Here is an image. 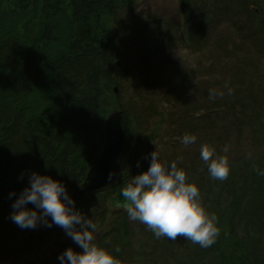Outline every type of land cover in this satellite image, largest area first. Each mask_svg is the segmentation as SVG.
I'll return each mask as SVG.
<instances>
[{
  "label": "trees",
  "instance_id": "trees-1",
  "mask_svg": "<svg viewBox=\"0 0 264 264\" xmlns=\"http://www.w3.org/2000/svg\"><path fill=\"white\" fill-rule=\"evenodd\" d=\"M134 2L0 0V264L23 256L24 264H60L67 248L82 251L62 238L59 226L31 232L11 220V205L32 171L66 185L76 209L98 220L95 242L122 264H264V176L254 171L264 169V0H181L179 26L165 23L167 29L134 19ZM131 15L126 24H141L145 32L121 35ZM126 40V51L118 52ZM183 41L191 55L171 61ZM116 57L132 70L117 69ZM112 83L126 87L123 97ZM210 89L225 95L212 101ZM165 105L169 129L140 121L150 113L156 119ZM119 108L126 141L111 187L80 194L102 151L106 119ZM185 133L197 142L182 145ZM165 135L171 143L159 147ZM202 143L227 155V180L209 176ZM155 150L162 163L186 171L207 211L217 215L220 234L211 247L182 236L156 239L124 211L108 209L107 196L146 171Z\"/></svg>",
  "mask_w": 264,
  "mask_h": 264
},
{
  "label": "clouds",
  "instance_id": "clouds-1",
  "mask_svg": "<svg viewBox=\"0 0 264 264\" xmlns=\"http://www.w3.org/2000/svg\"><path fill=\"white\" fill-rule=\"evenodd\" d=\"M224 88L228 95L233 94L229 82H225ZM224 95V91L209 90L212 101ZM180 140L187 147L197 142V136L185 133ZM228 151L225 145L222 152ZM200 159L213 180L228 179L230 165L227 155L218 154L213 146L202 143ZM150 161L146 171L131 176L120 189L123 199L117 202V206L123 209L129 221L145 225L156 239L176 241L182 236L201 248L211 247L220 234L218 217L203 205L197 184L189 180L186 171L176 162L162 163L157 150L150 154ZM254 171L264 176V169L255 168ZM24 174L21 173V179ZM112 175L108 176L109 182ZM13 196L16 193L10 192L9 198ZM29 204L34 207H27ZM11 207L10 218L21 229H35L41 224L47 227L56 225L82 249L78 252L67 248L58 256L60 264H122L121 259L95 242L97 224L76 209L74 199L60 180L37 171L29 172L28 185Z\"/></svg>",
  "mask_w": 264,
  "mask_h": 264
},
{
  "label": "bare ground",
  "instance_id": "bare-ground-1",
  "mask_svg": "<svg viewBox=\"0 0 264 264\" xmlns=\"http://www.w3.org/2000/svg\"><path fill=\"white\" fill-rule=\"evenodd\" d=\"M132 18V15L131 16H126L124 19V25H123V27H121V35H124V32H123V30H125V29H127V31H131V30H135L137 33H139V32H145L144 31V28H141V24H137V25H135V24H132V23H127L126 24V22H128V20L129 19H131ZM131 21H132V19H131ZM166 24H168V25H170V26H176V25H178L177 23H175V22H172V21H166L165 22ZM137 27H139V28H137ZM164 28H167V27H164ZM103 30H109V29H103ZM171 31V30H170ZM172 33H174L173 31H171ZM118 36L120 35V33H118L117 34ZM174 35H175V37L178 39V37L176 36V34L174 33ZM129 41H124V43H123V47H121L120 48V51H118V52H120V53H124L125 51H126V49H127V47H128V45H129ZM183 43H184V46L182 47V45L180 44L178 47H180L181 49L180 50H176L175 51V55H171L172 56V58H170V60L171 61H173V62H176L177 60H180V59H183L184 57H189L190 55H191V51H190V47H189V43H188V41H183ZM174 58V59H173ZM114 66L117 68V69H122L121 71H122V73H127V72H130L131 70H132V68H131V66H129V63H128V61L126 62V60L125 59H123V58H121V57H116L115 59H114ZM133 67V66H132ZM142 84H144V83H142V82H140V84L138 85V86H141ZM121 84H115V83H112V86H113V88H114V90H115V92L118 94V92L122 95V97L124 96V92H125V88H124V86H123V89H122V87L120 86ZM167 109V106L165 105L164 106V112L160 115V116H157V118L155 119V121H157L158 123H160V125L164 128V129H167V127H168V129H169V126L170 125H172L173 124V122H170L168 119V116H166V113H167V111H165ZM153 118V115L150 113L147 117H145L144 119L143 118H140V121H144V120H149V119H151V118ZM154 119V118H153ZM130 128L131 127H136V120H131L130 121ZM122 129H123V132H124V139H123V146H122V149H121V152H120V154L123 152V150H124V146H125V141H126V129H125V125H124V115H123V118H122ZM168 134H170V131H169V133ZM106 141V134H105V139H104V142ZM168 143H171V138H168V136L167 135H165L164 136V138H163V144H161L159 147H162V145H165V144H168ZM158 147V148H159ZM119 154V155H120ZM101 156H102V153H100L99 154V157H98V159H97V161L91 166V168H93V167H95V165H98L99 164V162H100V158H101ZM119 157V156H118ZM117 157V158H118ZM116 158V159H117ZM115 159V160H116ZM115 160L112 162V165H111V168H110V171H109V174L111 173V171H112V166L114 165V163H115ZM88 173H89V170H88V172H87V175H86V178L84 179V181L81 183V185H80V188H79V193L80 194H89V193H101V192H105V191H107L108 189H110V187H111V184H110V182H109V180H108V176H109V174H108V176L106 177V181L103 183V184H101V185H98V186H96V187H94V189H90V190H87V191H83L82 190V187H83V185L85 184V182H86V179H87V176H88ZM127 183V181L125 182V183H123L122 185H120L111 195H108L107 196V203H106V205H107V207H108V209H110V210H112V211H123V209L122 208H111L110 206H109V201H110V199L112 198V197H114L115 195H116V193L125 185ZM203 200V199H202ZM225 206V205H224ZM223 206V203L221 204V205H219L218 207H220V208H223L224 207ZM88 218H91L96 224H97V227H98V220L97 219H93L92 218V216H87ZM49 220H50V218H49ZM105 226V229L107 228V226L106 225H104ZM38 229L39 228H37V229H33L31 232H39L38 231ZM104 229V230H105ZM42 232V231H41ZM98 235L99 234H101V233H99V230H97V232H96ZM95 233V234H96ZM34 235V233L32 234V236ZM97 236V235H96ZM8 259V258H7ZM9 262V263H8ZM6 264H11L10 263V261H8Z\"/></svg>",
  "mask_w": 264,
  "mask_h": 264
},
{
  "label": "water",
  "instance_id": "water-1",
  "mask_svg": "<svg viewBox=\"0 0 264 264\" xmlns=\"http://www.w3.org/2000/svg\"><path fill=\"white\" fill-rule=\"evenodd\" d=\"M123 113L121 110L114 111L106 122V143L100 158V162L95 167L91 168L86 182L82 187L83 191L94 189V187L103 184L106 181V177L109 174L112 162L120 154L124 132L122 129ZM120 190L109 201L111 208H120L117 206V202L122 200Z\"/></svg>",
  "mask_w": 264,
  "mask_h": 264
},
{
  "label": "rangeland",
  "instance_id": "rangeland-1",
  "mask_svg": "<svg viewBox=\"0 0 264 264\" xmlns=\"http://www.w3.org/2000/svg\"><path fill=\"white\" fill-rule=\"evenodd\" d=\"M132 10L133 18L140 21L149 18H157V21L152 22L153 27H166L165 22L168 20L177 23L179 26L181 21V0H137L132 7ZM171 55H175V52H172ZM153 118L149 119L150 121H148L150 128L154 127L155 125V119ZM27 258L29 262L32 260V257L30 256ZM24 259L25 256L15 260V262H17L15 264H24Z\"/></svg>",
  "mask_w": 264,
  "mask_h": 264
}]
</instances>
